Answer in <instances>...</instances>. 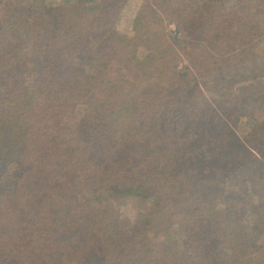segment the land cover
I'll return each mask as SVG.
<instances>
[{
	"label": "trees",
	"instance_id": "obj_1",
	"mask_svg": "<svg viewBox=\"0 0 264 264\" xmlns=\"http://www.w3.org/2000/svg\"><path fill=\"white\" fill-rule=\"evenodd\" d=\"M70 1L0 0V264H264V0Z\"/></svg>",
	"mask_w": 264,
	"mask_h": 264
},
{
	"label": "rangeland",
	"instance_id": "obj_2",
	"mask_svg": "<svg viewBox=\"0 0 264 264\" xmlns=\"http://www.w3.org/2000/svg\"><path fill=\"white\" fill-rule=\"evenodd\" d=\"M144 0H128L124 10L121 13V17L118 22L115 23L114 28L119 31L120 33L132 36L133 35V20L137 15L142 3ZM48 3L53 4H72L70 0H47ZM74 11V10H73ZM172 29H175L174 26H171ZM258 50L261 54L264 55V37L257 42ZM145 52L144 49L140 51L141 55ZM210 95V93H208ZM248 107V108H247ZM260 112L261 115H264V110H258V106L255 104L253 105L252 102H246L244 108L241 110L240 113V120L235 125V131L239 137H244V135L249 131V127L247 125V119L249 117H253L254 114ZM79 134L76 126L71 129L70 132L67 134V142L71 139H74ZM259 200V199H258ZM118 204L123 207V213L128 214L130 216H134V214H138L141 212L142 207L140 203L136 200L134 196L129 195L128 197H120L117 200ZM134 220V219H133ZM261 249L258 250L257 257L261 258L264 255V242L260 246ZM81 264H93V262H85Z\"/></svg>",
	"mask_w": 264,
	"mask_h": 264
}]
</instances>
